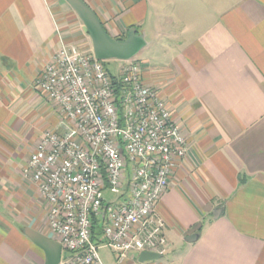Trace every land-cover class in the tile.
Returning <instances> with one entry per match:
<instances>
[{"label":"crops","instance_id":"crops-1","mask_svg":"<svg viewBox=\"0 0 264 264\" xmlns=\"http://www.w3.org/2000/svg\"><path fill=\"white\" fill-rule=\"evenodd\" d=\"M83 2L111 38L142 36L129 62L188 149L156 205L166 254L140 263L137 253L118 260L100 248L102 263L264 264V0ZM61 46L92 53L65 0H0V264H45L24 229L56 241L49 205L22 170L45 132L69 126L36 86ZM65 257L61 248L59 264Z\"/></svg>","mask_w":264,"mask_h":264},{"label":"built area","instance_id":"built-area-1","mask_svg":"<svg viewBox=\"0 0 264 264\" xmlns=\"http://www.w3.org/2000/svg\"><path fill=\"white\" fill-rule=\"evenodd\" d=\"M140 73L128 61L111 74L93 53L61 46L36 81L69 126L63 135L43 134L22 177L49 205L63 264H103L100 248L118 260L167 252L156 205L188 149Z\"/></svg>","mask_w":264,"mask_h":264},{"label":"water","instance_id":"water-1","mask_svg":"<svg viewBox=\"0 0 264 264\" xmlns=\"http://www.w3.org/2000/svg\"><path fill=\"white\" fill-rule=\"evenodd\" d=\"M83 25L84 33L89 37L92 45V53L98 61H129L143 48L142 36L136 34L134 29L127 32L122 40L111 38L100 23L95 13L83 2V0H65ZM221 214L217 209L213 215L216 219ZM23 233L36 246L45 252V264H59L61 245L57 241L50 240L32 230L24 229ZM198 235L185 238L187 242H194ZM161 256L155 253L142 252L138 255L140 263L156 261Z\"/></svg>","mask_w":264,"mask_h":264},{"label":"rangeland","instance_id":"rangeland-1","mask_svg":"<svg viewBox=\"0 0 264 264\" xmlns=\"http://www.w3.org/2000/svg\"><path fill=\"white\" fill-rule=\"evenodd\" d=\"M113 63H114L113 60L104 61L105 67H107L108 70H110V71H114ZM114 74H117V71L116 72L114 71ZM105 196L109 200L114 199V197L109 195L108 193H106ZM53 238L56 239V237H54V236H53ZM100 254H108V251L103 249L100 251Z\"/></svg>","mask_w":264,"mask_h":264}]
</instances>
